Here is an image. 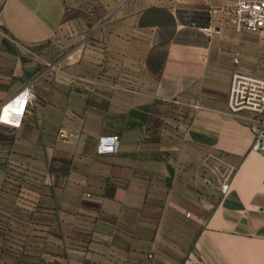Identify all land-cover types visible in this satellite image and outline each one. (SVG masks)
<instances>
[{
  "label": "crops",
  "instance_id": "crops-1",
  "mask_svg": "<svg viewBox=\"0 0 264 264\" xmlns=\"http://www.w3.org/2000/svg\"><path fill=\"white\" fill-rule=\"evenodd\" d=\"M234 1L0 0V105L35 92L0 121V264H264V151L227 104L264 27Z\"/></svg>",
  "mask_w": 264,
  "mask_h": 264
},
{
  "label": "built area",
  "instance_id": "built-area-1",
  "mask_svg": "<svg viewBox=\"0 0 264 264\" xmlns=\"http://www.w3.org/2000/svg\"><path fill=\"white\" fill-rule=\"evenodd\" d=\"M226 19L237 30L258 31L264 27V0H235L226 9ZM211 34L215 28L202 27ZM35 97L34 90L25 86L0 105V121L18 125L27 110L28 103ZM228 108L233 111L248 110L249 126L252 131L251 149L264 151V77L252 73L234 71L230 78ZM61 135H64L62 132ZM119 147L118 133L101 134L97 140L98 152H113ZM226 191L228 183L221 185Z\"/></svg>",
  "mask_w": 264,
  "mask_h": 264
},
{
  "label": "rangeland",
  "instance_id": "rangeland-1",
  "mask_svg": "<svg viewBox=\"0 0 264 264\" xmlns=\"http://www.w3.org/2000/svg\"><path fill=\"white\" fill-rule=\"evenodd\" d=\"M75 36L77 38L75 40H72L71 44H68V42L66 40L61 42V46L60 47H61V51L62 52L66 53L68 50H70V49L73 50V49H76V48H78L80 46V43L83 40L82 39L83 38V30L81 29V31L77 32V34ZM72 37H74V35ZM62 132L64 133V135H61ZM60 136H61V138H64V139L68 138L67 137L68 136V131H66L64 129H61ZM97 140H98V138H97ZM96 149H97V143H96Z\"/></svg>",
  "mask_w": 264,
  "mask_h": 264
}]
</instances>
